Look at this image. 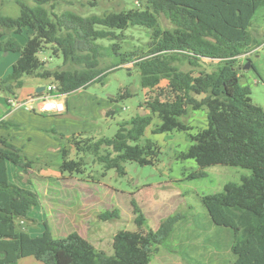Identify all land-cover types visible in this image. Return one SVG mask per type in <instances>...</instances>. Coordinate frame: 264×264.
<instances>
[{
	"label": "trees",
	"instance_id": "16d2710c",
	"mask_svg": "<svg viewBox=\"0 0 264 264\" xmlns=\"http://www.w3.org/2000/svg\"><path fill=\"white\" fill-rule=\"evenodd\" d=\"M16 1L18 15L0 10V51L20 53L10 75L0 78L1 92L18 97L24 75L51 81L48 84H56L61 94L87 88L110 72L108 66L101 65L104 50L120 55L119 64L136 60L141 85L156 90L151 99L140 103L150 112L121 120L113 136L79 132L68 137L53 130L68 143L57 149L62 155L60 171L85 175L89 164L100 163L103 175L112 168L126 174L127 161L156 164L162 147L146 136L154 115L161 120L154 133L189 131L191 127L181 118L191 110L206 108L207 126L189 132L191 144L178 157L192 158L198 164L187 178L206 176V168L214 164L251 170L240 182L229 181L223 190L203 196L210 220L220 227L208 243L223 264H264V107L253 101L250 86L241 83L239 69L240 56L264 42L258 38L254 23L264 0H137L143 6L88 16L70 10L56 13L55 0H33V4ZM160 14L170 20L172 29L161 28ZM131 25L152 30L148 52L136 55L122 52L116 42L109 47L98 42L116 38V29ZM24 29L32 34L23 44L14 37L1 38L9 31L20 33ZM48 45L52 55L63 57L62 63L52 66L41 60L40 52ZM206 60L213 63L207 65ZM186 62L191 67L183 69L181 64ZM163 78L168 82L160 86ZM134 94L125 86L110 99L118 101ZM113 113L112 108L106 110V114ZM11 126L19 128L5 119L0 121V128ZM72 146L75 158L70 156ZM43 160L28 158L22 147L0 137V264H20L28 256L44 264H149L158 246L172 251L169 239L184 215H169L153 228L135 202L137 228L114 234L113 253L97 248L76 230L58 238L48 221L41 235H31L25 224L32 220L29 212L40 205L41 196L28 175L34 168L50 164ZM10 164L16 168L14 180ZM118 216L117 209L101 213L104 220Z\"/></svg>",
	"mask_w": 264,
	"mask_h": 264
},
{
	"label": "rangeland",
	"instance_id": "374dc122",
	"mask_svg": "<svg viewBox=\"0 0 264 264\" xmlns=\"http://www.w3.org/2000/svg\"><path fill=\"white\" fill-rule=\"evenodd\" d=\"M25 1L29 4L34 2ZM136 6H143V3L137 0H55L53 11L62 13L70 10L88 16L119 12ZM47 7L51 10L50 5ZM0 10L4 14L16 16L20 12V5L16 0H0ZM158 19L162 29L173 28L164 14H160ZM254 23L259 29L258 38L264 39V5L257 10ZM115 33L116 38L99 39L98 42L105 47L116 42L122 52H134L136 55L148 52L151 29L131 25L122 30L116 29ZM49 47L50 45L41 55H52ZM104 51L101 65L108 66L107 71L110 72L102 81L66 94L69 112L61 117L37 113L42 116L36 115L26 121L22 131L18 133V138L25 144L23 153L28 158L42 157V162L50 161L47 166L34 168L28 175L34 188L40 193L41 205L30 210L29 217L33 221L25 224L26 230L33 236L41 235L45 229L44 222L48 221L54 236L58 238L66 237L76 230L97 248L113 253L114 234L120 229L137 228L135 202L153 228H157L169 215H184L169 239L172 251L158 246L149 264H223L221 256L215 253L214 246L207 240L215 237L220 227L210 220L203 196L223 190L229 181L240 182L242 176L250 174L251 170L242 166L214 164L206 168V176L187 178L188 174L198 168V164L192 158L178 157L191 144L189 132L196 133L207 126L206 108L191 110L187 117L181 118L191 127L189 131L154 133L153 129L161 122L158 115H154L152 124L146 130V136L156 140L162 147L160 160L156 164L140 165L127 161L126 174H119L112 168L103 175L100 163L89 164L85 175L60 171L61 152L49 147L68 143L66 140L62 141L53 130L68 137L79 132L94 136H113L121 120L130 119L138 113L150 112L147 105L140 107V103L151 99L156 90L141 85L136 60L119 64L120 55ZM11 54L18 55L19 52L11 51ZM243 55L239 58L240 81L250 86L253 101L264 107V42L258 49ZM52 56V66L62 63V56ZM249 57L253 66L245 68ZM206 61L207 65L213 63ZM181 67L188 69L191 66L186 62ZM23 80L30 84L51 83L49 80L28 75H24ZM167 82L163 78L159 85L165 86ZM125 86H130L135 94L118 101L110 99ZM110 108L115 113L106 114V110ZM21 113L26 114L24 111ZM45 116L48 118H44ZM70 153L71 157H76L73 146ZM13 167L10 165L9 168L11 179L14 178ZM89 174L93 177H89ZM113 209L118 210V217L108 220L101 218L102 212ZM183 254L188 260L184 259ZM32 258L25 257L24 260L29 261ZM20 264H24V261L21 260Z\"/></svg>",
	"mask_w": 264,
	"mask_h": 264
},
{
	"label": "crops",
	"instance_id": "0c3cea01",
	"mask_svg": "<svg viewBox=\"0 0 264 264\" xmlns=\"http://www.w3.org/2000/svg\"><path fill=\"white\" fill-rule=\"evenodd\" d=\"M31 34H32L31 30L24 29L20 33L9 31V32L5 33L1 38L4 39L7 37H14L20 43H25L26 40L29 38V36H31ZM260 46H258L256 49H258ZM19 56H20V53L18 55L17 54L12 55L11 51H6L5 53H4V51H0V78H4V77H7L8 75H10V73L12 72V69H13V64L19 58ZM42 85H46V84L43 82H38L36 84L35 83L30 84V83H26L24 80V86H23V88H21V91L19 92L20 93L19 96L20 97H27L29 95H33L35 92H37L36 91L37 87L42 86ZM7 95H8L7 92H1L0 91V115L3 116L5 120L19 125V128H15L13 126H11L9 128H0V137L9 138L15 145L20 146V147L22 146V148H23V147H25V144H23V140L21 141L18 138V133H20L22 131L23 126L26 123V121H28L31 118H33L34 116H36L37 113H39V112L31 111V110H27V109L7 110V106H6ZM65 100H66L67 109L63 112L64 114L66 112H69L68 98L65 97ZM22 111H24L26 114L21 113ZM41 114H44V113H41ZM37 116H42V115H37ZM48 116H55V115L48 114ZM59 117H61V116H59ZM44 118H48V117L45 116ZM49 148L57 150L58 146L49 147ZM10 165H13V164H10ZM10 165H9V168H10ZM15 169L16 168L14 166L13 167V177H14ZM9 172H10V169H9ZM14 179L15 178H13V180ZM40 205H41V203H40ZM28 257H33V258L29 261H25L24 258H22L21 260L24 261V264H44L42 261L36 259L34 256H28Z\"/></svg>",
	"mask_w": 264,
	"mask_h": 264
},
{
	"label": "built area",
	"instance_id": "2783aa9c",
	"mask_svg": "<svg viewBox=\"0 0 264 264\" xmlns=\"http://www.w3.org/2000/svg\"><path fill=\"white\" fill-rule=\"evenodd\" d=\"M253 50H256L253 49ZM252 51V50H251ZM251 51L244 53L243 56L251 53ZM42 61L50 62L52 60V55H41ZM56 84H48L46 89L42 93H34L27 97H20L8 94L6 97L7 110H17V109H27L31 111H36L44 114H58L66 110V94H61L56 91ZM4 119L0 115V121Z\"/></svg>",
	"mask_w": 264,
	"mask_h": 264
},
{
	"label": "water",
	"instance_id": "95a60500",
	"mask_svg": "<svg viewBox=\"0 0 264 264\" xmlns=\"http://www.w3.org/2000/svg\"><path fill=\"white\" fill-rule=\"evenodd\" d=\"M244 67L245 68H249V67H251V61L250 60H248L247 61V63L244 65ZM12 80H14V79H12ZM46 89V85H42V86H39V87H37V92L38 93H41L42 91H44ZM21 91V88H19L18 89V92H20Z\"/></svg>",
	"mask_w": 264,
	"mask_h": 264
},
{
	"label": "flooded vegetation",
	"instance_id": "af4514ba",
	"mask_svg": "<svg viewBox=\"0 0 264 264\" xmlns=\"http://www.w3.org/2000/svg\"><path fill=\"white\" fill-rule=\"evenodd\" d=\"M249 59H247V61H248ZM251 61V60H250Z\"/></svg>",
	"mask_w": 264,
	"mask_h": 264
}]
</instances>
